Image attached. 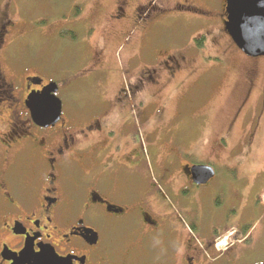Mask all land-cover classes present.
Returning <instances> with one entry per match:
<instances>
[{
  "label": "flooded vegetation",
  "instance_id": "obj_1",
  "mask_svg": "<svg viewBox=\"0 0 264 264\" xmlns=\"http://www.w3.org/2000/svg\"><path fill=\"white\" fill-rule=\"evenodd\" d=\"M87 1L82 7L77 4L80 13L66 19L83 21L80 17L89 9ZM221 2L217 31L209 10L192 0H171L167 5L155 0H108L91 7L81 22L82 30L91 33L82 45L88 78L104 73L111 42L127 49L133 46L135 51L119 68L110 92L87 93L85 105L69 112L62 104L59 120L48 124L33 117L28 96L51 81L39 75L16 77L14 83L9 80L3 66L5 60L11 64L6 34L16 24L6 21L7 14L1 16L0 264H37L44 250L52 252L48 264H249L250 260V264H264L249 259L253 251L247 252L244 246L249 237L224 232L228 218L219 193L214 208L202 212L201 190L216 177L213 164L197 162L193 145L177 138L158 142L151 160L130 125L139 106H146L155 124L163 122L169 109L167 94L180 92L182 99L194 86L192 82L178 90L180 77L198 72L200 81L212 65L218 67L215 72L222 70L221 76L229 72L233 55H238L229 123L236 124L249 114L255 124L241 131L252 138L261 131L264 55L249 56L235 44L224 24L226 2ZM173 12L207 18L206 24L201 23L205 30L199 32L202 46L194 41L196 53L191 54L182 46L157 45L152 58H145L148 41ZM63 28L62 38L77 39L76 27ZM138 39L146 43L134 46ZM39 77L43 81L35 85L33 80ZM87 79L83 80L86 85ZM177 109L173 116L179 113ZM217 142H212L213 150ZM201 164L215 170L213 179L202 185L190 174L193 166ZM255 195L257 206L264 208V193L256 191ZM26 249L28 253L21 257Z\"/></svg>",
  "mask_w": 264,
  "mask_h": 264
},
{
  "label": "rangeland",
  "instance_id": "obj_2",
  "mask_svg": "<svg viewBox=\"0 0 264 264\" xmlns=\"http://www.w3.org/2000/svg\"><path fill=\"white\" fill-rule=\"evenodd\" d=\"M72 1L0 0V23L1 16L5 13L6 21L16 24V28L13 30V25L10 26L11 32L6 34L11 58L10 66L6 64V60L3 64L6 75L12 83L16 77L25 75H39L45 81L57 83L59 85L57 95L60 96L66 112L71 111L72 108L83 107L89 97L87 93H99L101 89L110 92L114 86L113 82L119 77V68L122 64H127V57L132 56L135 51L133 46L127 49L123 45L120 47L117 41L111 42L110 59L104 73L101 72L97 76L93 74L88 78V73L84 69L83 61L86 60V55L82 52V45L88 41L91 33L89 30H82L81 26L84 23L81 22H84V18L92 12L91 7H97L104 1L108 3V0H94V4L90 0L87 6L89 9L80 17L83 21L74 22L66 19L67 15L72 16L76 11L80 13L77 4L82 7L87 0H77V4ZM192 1L209 10L214 21L213 29L217 31L220 28L218 22L221 21L223 0ZM155 2L167 5L171 0H155ZM109 6L102 17L108 13ZM201 17L185 12L169 14L148 41L150 44L147 45L144 57L152 58L157 45L182 46L189 53L195 54L192 44L195 41L202 46L203 38L199 32L205 30L201 23L206 24L207 19ZM61 23L64 24L60 27ZM63 26L65 29L66 26L76 27L77 39H72L70 35L62 38L60 31ZM111 37L112 34L109 38ZM109 38L107 39L110 42ZM142 42L146 43L138 39L134 46L142 47ZM211 49L217 50L214 46ZM91 50L92 47L89 51ZM204 54L207 56L206 50L202 49V57ZM2 58L5 59L4 54ZM240 60V56L233 55L229 61L231 66L229 72L221 76L219 74L222 70L215 72L218 68L216 65H212L208 73L204 71V77L200 81L198 72L186 73L176 83L177 89L180 90L192 82L194 86L187 90L184 97L182 96L183 100L180 98V92L167 94L169 109L166 110L163 122L155 124L156 119L153 115L151 118L146 106H139L132 113L130 125L133 132L138 135L145 155L151 160L154 157L152 152L156 150L158 142L166 138H177L182 139L184 144L193 145L194 159L197 162L213 164L216 177L201 190V197L205 198L202 212L207 213L214 208L213 201L217 197L216 193H219L224 214L228 218L224 232L234 237H249L244 245L247 252L253 251L249 259L264 262V208L257 206L255 195L256 191L264 193V117L261 131L255 138L246 133L255 124L251 115L245 114L236 124L230 125L234 107L231 86L237 79L235 75ZM209 62L210 59L205 60L207 65ZM213 62L217 63L214 59ZM201 67V64H197V68ZM85 79L89 84L84 83ZM18 84L15 86L19 87ZM86 86L90 88V90L87 88L89 91ZM176 109L179 113L173 116ZM168 112L171 116H168ZM242 128L246 131L242 132ZM215 140L219 146L213 150L211 144ZM183 218L189 220L187 216Z\"/></svg>",
  "mask_w": 264,
  "mask_h": 264
},
{
  "label": "water",
  "instance_id": "obj_3",
  "mask_svg": "<svg viewBox=\"0 0 264 264\" xmlns=\"http://www.w3.org/2000/svg\"><path fill=\"white\" fill-rule=\"evenodd\" d=\"M225 27L235 44L245 54L252 56L264 55V0H225ZM42 78L33 83L41 84ZM59 85L55 82L47 83L41 90H36L28 96L29 107L32 108L36 121L56 123L62 113V100L56 93ZM215 170L210 165H195L191 168V176L197 184H204L213 179ZM26 249L22 254L28 253ZM50 254V256H49ZM52 252L44 250L38 258L37 264H48ZM19 257V258H21ZM15 264H19L15 263Z\"/></svg>",
  "mask_w": 264,
  "mask_h": 264
}]
</instances>
